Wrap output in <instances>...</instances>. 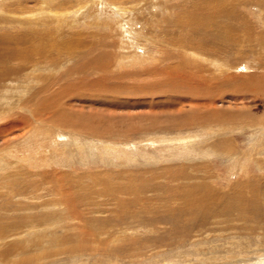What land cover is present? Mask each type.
Instances as JSON below:
<instances>
[{"label": "rangeland", "instance_id": "obj_1", "mask_svg": "<svg viewBox=\"0 0 264 264\" xmlns=\"http://www.w3.org/2000/svg\"><path fill=\"white\" fill-rule=\"evenodd\" d=\"M196 11L215 54L173 43L203 32ZM22 34L35 54L0 63V166L30 172L0 171V222L45 201L72 228L38 219L0 264H264V0H0V35ZM54 97L85 129L56 104L36 117Z\"/></svg>", "mask_w": 264, "mask_h": 264}, {"label": "bare ground", "instance_id": "obj_2", "mask_svg": "<svg viewBox=\"0 0 264 264\" xmlns=\"http://www.w3.org/2000/svg\"><path fill=\"white\" fill-rule=\"evenodd\" d=\"M59 6V5H58ZM221 6V5H220ZM221 9H222V7H220ZM220 8H219V10H220ZM209 9V8H208ZM212 9V8H211ZM215 9V8H214ZM223 11V10H222ZM226 11V10H225ZM228 11V10H227ZM229 12V11H228ZM198 13V14H197ZM210 13V12H209ZM211 15V14H210ZM232 15V14H231ZM226 16V15H225ZM57 17V16H56ZM207 17H209V16H207ZM206 16H204V15H202L201 14V12H194L193 13V16L192 17H190V19H192V21L190 22L189 20H187V24L189 25H191L192 27H195L196 26V24H194V23H197V24H199V25H203L205 28H201L202 30H203V32H199L198 31V33H197V35L195 36H191L189 39H187V40H181V41H177L176 39H173V43L176 45V47L177 48H182V49H186V50H188V49H192V51H194V52H201V53H208V54H210V53H212V54H215L214 52H215V50H212L213 49V45H212V43H211V41L209 40V38H207L206 37V35H207V33L208 32H206V30L209 28V27H211L212 28V25H213V22L209 19V18H207ZM219 17V16H218ZM235 16L234 15H232V18H234ZM60 19V18H59ZM212 19V18H211ZM57 21V20H56ZM58 21H60V20H58ZM62 21V20H61ZM60 21V22H61ZM227 21H231L230 19L229 20H227ZM194 22V23H193ZM224 24V23H223ZM223 24H220V23H218V24H216L215 25V29L216 28H219V29H221V30H223V28H224V26H223ZM231 24V23H230ZM187 25V26H188ZM198 25V26H199ZM209 25V26H208ZM229 25V24H228ZM226 27V26H225ZM32 29V28H31ZM44 29V28H43ZM188 29V28H187ZM189 30H190V28H189ZM195 30V29H194ZM196 31V30H195ZM208 31L209 32H211V30H209L208 29ZM227 31H229V29L227 28V30H226V32ZM48 32V31H47ZM27 33V32H26ZM44 33V32H43ZM2 34V33H1ZM41 34V33H40ZM45 34V33H44ZM26 35V34H25ZM46 35V34H45ZM1 36V35H0ZM2 36H3V34H2ZM0 37V49L2 50V51H0V63H2V64H6V61L9 59V57H16V58H20L21 60H22V58H26V57H29V54H32L33 52V49H32V47H31V45H30V43L32 42L31 40H28V38L27 37H25L24 38V36H23V34H22V37H23V39L21 40L19 37H21L20 35H19V37H18V39L17 40H19V42H21V43H19L18 41L17 42H12V41H8V40H6L5 38H3V37ZM27 36V35H26ZM39 36V35H38ZM41 36V35H40ZM32 39V38H31ZM10 40V39H9ZM14 41V40H13ZM29 41V45H26V46H23V45H21V47L20 46H18V45H20V44H24V43H27ZM31 41V42H30ZM32 44H34V43H32ZM40 48V47H39ZM43 48V47H42ZM41 48V49H42ZM221 51V50H220ZM32 52V53H31ZM33 54H35V53H33ZM42 55V54H41ZM186 55V54H185ZM170 57H172V56H170ZM178 57H181V55H178ZM186 57L188 58V56L186 55ZM192 60V63H190L189 62V59H188V63L186 64V65H184L185 67L186 66H189L190 64H191V66L193 67H195V68H193L194 69V71H191L190 73H189V78L187 79V80H185L184 78L186 77V75L185 74H180V77H179V79H181V80H185V82L187 83H193L194 82V87H195V89L197 90L198 88H200V87H207L208 86V83L210 82V81H212L213 79L212 78H210V77H206L205 75H203V70H201L202 68H204L202 65H200V63L198 62L197 63V61L196 60H193V59H191ZM12 61V60H11ZM10 61V62H11ZM26 61V60H25ZM16 62V61H15ZM18 63H19V61H18ZM28 63V62H27ZM20 64V63H19ZM12 65V64H11ZM21 65V64H20ZM177 67V66H176ZM175 67V68H176ZM17 68V67H16ZM22 68V67H21ZM23 68H25V67H23ZM179 68H181V67H179ZM196 68H199L200 70H198V71H201V72H198L197 71V69ZM0 69H3L2 71H0V75L2 74H6L7 75V72H8V70L6 69V68H4V67H0ZM11 69V68H10ZM182 69V68H181ZM180 69V70H181ZM14 70V69H13ZM12 70V71H13ZM177 70V69H176ZM11 71V70H10ZM190 71V70H189ZM182 72V71H181ZM185 72V71H184ZM183 72V73H184ZM187 72V71H186ZM163 73V72H162ZM177 73H179L178 71H177ZM11 75V74H10ZM8 77H9V75H7ZM174 78H177V74H175L174 76H173ZM174 78H173V80H174ZM187 78V77H186ZM173 80H171L173 83L175 82V80L173 81ZM0 82H1V80H0ZM216 89V88H215ZM47 90V89H46ZM40 91H42V89L40 90ZM39 91V92H40ZM215 91V90H214ZM206 92V91H205ZM41 93V92H40ZM171 93V92H170ZM193 93V92H192ZM209 93V91L207 92V94ZM212 93V92H211ZM221 94V93H220ZM208 95H210V94H208ZM208 95H204L203 94V97H207ZM219 95V94H218ZM33 96V95H32ZM209 97H211V96H209ZM221 98V96L219 95V96H217V100H218V98ZM215 98V97H214ZM56 99H58L57 97H54L53 99H50V100H46V99H40V100H38L37 101V106H36V108H37V113H38V115L36 116L37 118H39V119H41L43 116V114L44 113H46V108L48 109V107H51L52 105H55V106H58L57 104H58V102L59 101H57L56 102ZM52 100V101H51ZM217 100H212V102H216ZM220 100V99H219ZM218 100V101H219ZM211 101V99L209 98V102ZM34 102V101H33ZM211 102V103H212ZM28 103V102H27ZM30 103V102H29ZM32 103V102H31ZM208 103V102H207ZM35 104V105H36ZM209 106H210V104H209ZM59 108L55 111V116L53 117H51V118H53V121L54 122H56V121H58V122H60V123H64V124H69L68 126H71V127H73V128H75V129H79V128H84V127H82V125H80L79 123H75V122H71V120L69 119V117H67V115H66V111H65V109H62V108H60V106H58ZM33 108H35V107H33ZM53 108V107H52ZM54 108H56V107H54ZM34 110V109H33ZM36 110V109H35ZM55 110V109H54ZM218 112H219V110H215V112L214 113H217L218 114ZM36 115V114H35ZM215 115V114H214ZM213 115V116H214ZM233 115V114H232ZM13 117V116H12ZM210 117H212V116H210ZM229 117H231V116H229ZM233 117V116H232ZM195 118H196V120H197V122H195L193 125H196L197 123H201V122H205V121H207L206 123H208V118L206 119V115H202V113H201V115H198V114H196L195 115ZM213 118V117H212ZM211 118V119H212ZM56 120V121H55ZM80 119H78V121H79ZM216 120V119H215ZM15 121V120H14ZM14 121H12V123H10L11 125H10V128L13 130V128L15 129V127H17L18 125L16 124V123H14ZM42 121H43V118H42ZM210 121V120H209ZM212 122L214 121V120H211ZM215 122V121H214ZM14 123V124H13ZM211 124V122L208 124V125H210ZM215 125V124H214ZM25 126V125H24ZM219 128V127H218ZM85 129V128H84ZM0 133L2 134L3 133V131L1 130L0 131ZM2 136H4L3 134H2ZM16 155V154H15ZM0 157H1V155H0ZM18 157V156H17ZM2 158L3 157H1L0 158V162L1 161H3L2 160ZM7 158V157H6ZM19 158H21V157H19ZM19 161V160H18ZM14 164H17V163H14ZM8 168V166H7V162L6 163H3L2 164V166H0V171H5V174H4V176L3 177H5L4 179H8V180H10L12 183H18V182H20V178L21 177H28L29 176V170H27V169H25V167H22L23 169H20V170H18V169H14V170H12V171H6V169ZM27 170V171H26ZM29 171V172H28ZM56 172V171H55ZM36 174V173H35ZM55 177V176H54ZM22 179V178H21ZM25 179V178H24ZM7 180V181H8ZM17 181V182H16ZM22 185V184H21ZM253 187V186H252ZM27 188V186L25 187V189ZM24 189V190H25ZM13 190V189H12ZM24 190H22V191H24ZM29 190H27L26 189V193L28 192ZM2 193V192H1ZM0 193V194H1ZM29 193V192H28ZM22 194V193H21ZM25 194V193H24ZM36 195V194H35ZM1 196V195H0ZM6 196V195H5ZM4 196V197H5ZM33 196V195H32ZM2 197V196H1ZM3 197V198H4ZM7 197V196H6ZM69 200V199H68ZM41 202V201H40ZM63 202H65V201H63ZM69 203H71V202H69ZM39 204V203H38ZM37 204V206H35V207H33L34 209H36V210H41L40 212H36V213H34V214H32V215H30V216H28V219L27 218H25V220H24V218H23V220H24V222H22L21 223V225H19V224H17V223H12V222H9V223H7V224H1V222H0V246L1 247H6V254L4 255V256H8V254H10L14 249H16L17 247H19V246H24V245H27L28 244V240L25 238V237H27L28 235H31V234H33L35 231L34 230H38V228H39V225L37 224V220L38 219H43V224H45V223H48V227H50V226H61V221L62 222H64L62 219L64 218V217H66L65 215H66V213H63V212H53V213H49V211L47 210V208L48 207H50V206H54L55 207V205H57V204H50L49 202L48 203H46L45 201L42 203V204H40V205H38ZM61 204H63V203H61ZM65 204V203H64ZM8 205V204H7ZM71 205V204H70ZM70 205H68L67 204V206H70ZM1 206V205H0ZM62 206V205H61ZM66 207V206H65ZM65 207H63V208H65ZM4 208V207H3ZM11 208V207H10ZM72 209V208H71ZM70 209V210H71ZM75 209V208H74ZM1 210V209H0ZM12 211V210H11ZM54 211V210H53ZM67 211V210H66ZM1 212H3V211H1ZM71 213H72V211H71ZM90 213V212H89ZM2 214H0V216H1ZM73 216H71V218H72ZM91 217V216H90ZM1 218V217H0ZM67 218V217H66ZM75 219V217H73L71 220H74ZM2 220V219H1ZM66 220V219H65ZM70 220V219H69ZM68 220V221H69ZM66 222V227L67 228H72V225L70 224V223H68L67 221H65ZM64 222V223H65ZM93 222V221H92ZM68 223V224H67ZM77 224V223H76ZM42 226V225H41ZM44 227H46V226H44ZM55 228V227H54ZM58 230L55 228L54 229V231L52 232V231H50L49 232V236L48 237H52V236H57V238L59 237V236H61V238H62V235L60 234V233H58L57 232ZM126 232V231H125ZM16 237H18V238H16ZM24 237V238H23ZM38 240V239H37ZM36 240V241H37ZM58 240H60V238L58 239ZM29 241H30V239H29ZM63 241V240H62ZM64 242V241H63ZM69 242V241H68ZM66 243V242H65ZM60 244V243H59ZM40 245V244H39ZM68 246H70V245H68ZM8 247H10L11 249H9ZM13 249V250H12ZM14 252V251H13ZM9 257V256H8ZM15 260V259H14Z\"/></svg>", "mask_w": 264, "mask_h": 264}]
</instances>
